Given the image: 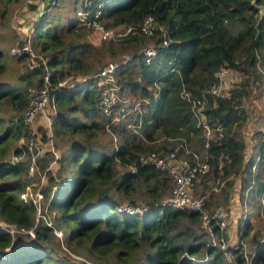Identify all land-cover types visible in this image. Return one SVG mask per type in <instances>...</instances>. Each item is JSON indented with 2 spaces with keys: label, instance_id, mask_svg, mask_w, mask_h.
I'll return each mask as SVG.
<instances>
[{
  "label": "trees",
  "instance_id": "obj_1",
  "mask_svg": "<svg viewBox=\"0 0 264 264\" xmlns=\"http://www.w3.org/2000/svg\"><path fill=\"white\" fill-rule=\"evenodd\" d=\"M14 1L0 0L3 6L0 18L5 19L7 5ZM56 1L61 2L52 0L49 5L62 6ZM84 2L89 16L100 5L99 19L107 28L123 30L127 25L137 26L148 14L154 17L156 26L150 36L134 32L102 39L100 31L72 20L63 27L62 34L61 14L40 11L38 1H26L30 11L40 12L42 22L35 23L31 46L45 62L42 58H33L36 62L28 60L15 82H0V102H9L14 110L7 119L0 116V218L17 228L32 230L38 243L12 246L10 231L0 228V250L11 248L4 258L0 257V264H72L55 258L54 251L41 244L56 227L62 229L67 248H82L94 258L111 254L115 264H225L226 249L231 251L236 264H243L246 258L242 244L222 249L208 242V235L227 236L217 225L200 231L198 211L173 209L161 203L164 197L156 204L150 203L148 213L138 219L140 212L120 209L122 205L137 203L132 198L122 201L115 195L130 196L138 181L159 190L164 179L170 191L171 179L162 169L154 164H140L138 160L141 152L150 150L147 141L152 143L162 138L172 142L170 147L164 150L154 143L152 149L167 153L176 147L183 151L187 146L206 160L208 170L197 174L196 184L208 174L219 181L256 164L257 170L249 181L242 183L240 192L249 188L252 206L259 209L263 199L264 210V131L258 132L259 142L253 145L256 159L253 155L248 161H244L245 140L237 132L246 117L241 106L246 96L243 84L228 87L223 97L204 92L206 120L220 122L224 127L223 136L211 142L207 151L203 149L198 118L185 96V93L191 98L200 96L222 67L243 74L244 85L258 79V69L264 70V10L259 12L258 7L264 9V0H74V11ZM92 36L102 42L99 47L110 58L119 59L115 75L120 92L131 103L147 99L141 112L133 110L116 120L98 108L100 90L97 78L92 76L113 60L100 65L89 61L91 50L99 44ZM147 43L156 49L150 62L145 61L143 54ZM16 57L22 61L29 56ZM0 59L1 73L4 69L1 50ZM77 75L85 79L79 81ZM66 78L68 81L58 86ZM45 82L49 93L47 107L53 109L51 142L59 153L55 158L58 167L55 173L48 168L54 159L52 150L45 149L37 155V171L46 168L48 182L34 189L43 199L42 205L38 202L41 209L48 208L53 213L47 215L48 219L46 210L43 217L37 216L32 197H21L33 181L28 167L37 149V140H32L21 113L28 103V87L42 86ZM105 127L118 135L117 142L99 140ZM63 137L66 147L59 144ZM196 137L199 143L194 148L192 140ZM20 138V144L6 157L9 143ZM129 164H135L137 170L133 172ZM226 183L230 187L233 181L227 178ZM246 235L239 234V240ZM259 239L254 235L252 241L257 243ZM142 241L147 243L148 252L143 262L136 263ZM258 247L251 256L252 264H264V242ZM203 253L208 257L207 262L192 259Z\"/></svg>",
  "mask_w": 264,
  "mask_h": 264
},
{
  "label": "rangeland",
  "instance_id": "obj_2",
  "mask_svg": "<svg viewBox=\"0 0 264 264\" xmlns=\"http://www.w3.org/2000/svg\"><path fill=\"white\" fill-rule=\"evenodd\" d=\"M26 1L28 0H16L14 2H11L7 5V16L5 15L4 18H0V50L2 53V59L4 61V69L3 72L0 73V82L8 81L10 83H13L16 81V78L19 73L23 71V68L27 67V62L28 60H31V58L27 57L24 58V60L19 61L16 56H12L9 54V50L12 46L15 44H21L23 40L26 39V36L28 35H33L36 34V26L35 23H41L42 19H39V17L36 16V11H30V9L26 5ZM35 1V0H34ZM74 0H61V2H57V4H62V6L56 7L55 5L50 6L49 4L52 3V0H38V7L40 8V11H44L46 9V12H49L50 14H61L62 19L60 22V32L62 34L65 33V30L63 27H65L70 21L75 20L74 19ZM33 2V1H32ZM28 3V2H27ZM56 4V3H55ZM78 6L80 5L79 3L77 4ZM259 12H263V7L259 6ZM3 12V6L0 5V13ZM35 14V15H34ZM35 16V17H34ZM38 18L37 21H35L34 18ZM4 19V20H2ZM49 27L48 25H45ZM46 29V28H45ZM93 34V33H92ZM92 39H95L97 42L96 38L92 36ZM95 41V42H96ZM102 43V42H101ZM99 42L96 43V47L94 46L95 49H92L91 51L93 55L90 56L89 61L92 62L94 65H100L103 64L104 61L106 60H113V61H118L117 56L115 59L110 58V54L107 52H103L101 50L102 47H99L101 44ZM148 44V43H147ZM151 45V44H148ZM38 53V51H35ZM105 53V54H103ZM47 55V54H45ZM38 59V57H35ZM117 59V60H116ZM1 60V59H0ZM32 61V60H31ZM33 62H36L35 59H33ZM102 62V63H101ZM259 68V67H258ZM257 68V69H258ZM263 68V67H261ZM259 73L257 74L258 79L257 80H251L247 83V85H244V81L246 77L239 73L236 72L235 70H230V73L228 75V78L230 80V84L228 87L230 88H237L239 83H242L245 91H246V96L242 98L241 100V106L243 107L245 111V119L243 120V123L237 128V132L243 136V139L245 140V160L248 161L251 156L254 155V160L256 159V149L253 147L254 143L259 142V137L261 133L258 132H263L264 131V70L262 72L261 69H258ZM24 72V71H23ZM68 81V78L64 79V83ZM241 85V84H240ZM242 86V85H241ZM27 96H28V91H27ZM29 100V96H28ZM28 104V103H27ZM27 107V105H26ZM26 107L23 109L21 113V118H23L24 110ZM12 105L7 102V101H1L0 102V116L7 119L11 114L14 113V110L12 109ZM203 110V109H202ZM53 109L46 107L44 112L41 113V118L43 122L42 123H37V120L32 124H25L24 126L28 128L29 134L32 140H40L44 146H47L48 137L49 133H52V120L49 123L48 118H51L50 114H52ZM23 121V120H22ZM31 127V128H30ZM134 131H137L136 129L138 128L133 127ZM136 133V132H134ZM45 134V139H43V135ZM66 139H68V136H64ZM59 142V144L63 147H66V140L64 139ZM80 137V136H79ZM26 138V137H22ZM118 135L109 128L105 129L100 132L99 140L102 142H106L107 140H112V142H117ZM20 139L18 140H12L8 145V151L5 154L6 157L11 155L13 148H15L18 144H20ZM47 140V141H46ZM199 139L196 137V140H192V147L196 148V145L199 143ZM152 142V141H151ZM157 143L159 146H163V149L166 150L168 147H170V144L172 143L171 141H166L159 139L155 142L149 143V141L146 142L148 149H152V144ZM50 146H53L50 144ZM46 149V147L44 148ZM51 150V149H50ZM160 151V150H159ZM162 153V152H161ZM166 152H163L165 154ZM55 158V157H54ZM258 159V157H257ZM52 164V171L55 173L56 168L58 167V163H56L54 160L51 162ZM37 161L34 164L33 169H29L28 167V173L31 175L33 178V181L29 184L28 187H26L25 191H27V197H32L35 202H37V209L39 207V203L36 200L37 198V193L39 192V185L45 186L48 182L47 178L48 175L46 173V168L44 171H40L37 167ZM244 171H240L237 175L235 176H229V177H222L219 181H215L214 177L212 174H208L206 176L205 180H202L200 183H197L193 186V193L196 196H201L204 193H207L206 198H205V208L207 211H212L216 206H224L227 210V217L225 219V227L223 228L226 233V238H224L223 235H220L222 237V240L220 237L218 238L215 234L214 235H208V242L210 244H215L219 246L220 248L224 249L223 247H237L242 244L243 248V254L245 255V260L243 264H252L251 262V256L253 257L254 253L259 249V245L264 242V210L261 208L263 206V199L261 200V206L259 209L256 207H253L251 202H250V190L247 188L245 191L240 192V187L242 183L249 181L256 168V164L251 166L250 168H244ZM165 174L168 175L166 170H162ZM227 178L229 180L231 179L233 181L232 185L229 187L226 183ZM170 179V177H169ZM170 183V181H169ZM166 181L165 179L161 182L160 189H153L149 184L143 183L141 181H138L135 183V189L133 193L130 196L118 194L115 195L116 197H120V199L129 201L131 198L134 200L133 203H137L136 205L138 206H149L150 203L153 202V204H156L159 200L162 198L166 197L169 193V187H166ZM34 187H36L34 189ZM230 193V195H229ZM40 194V193H39ZM99 194V193H97ZM97 194L95 195V198H97ZM243 195V196H242ZM233 197L236 198L238 197L239 200L241 201V204L238 203V209H237V214H234V211L232 210L233 206H229V199ZM43 198V197H42ZM236 200V199H235ZM40 201L41 205L43 202V199H41V194H40ZM131 204V203H129ZM40 205V206H41ZM135 205V204H133ZM236 205V204H235ZM46 207V206H44ZM150 208L146 211V213H141L138 214L137 218L141 219L145 214L148 213ZM235 209V207L233 208ZM41 210V209H40ZM46 210V217L48 219L49 214L52 216V212H48V208L42 209V211ZM45 211V212H46ZM240 213V215H239ZM36 214L38 217L41 216V213L36 210ZM234 214V216H233ZM35 215V214H34ZM48 215V216H47ZM239 215V216H238ZM238 216V217H237ZM248 221V223H247ZM241 225V229H239V225ZM6 224H4V220L0 218V228L2 230H6ZM181 229V227H178ZM16 229V230H14ZM11 233L12 235V246H15L18 243H22L23 245H31V244H37L38 240L35 239V235H30L29 233H26V229L22 230L21 228H17L16 226L14 227ZM57 230H50L48 232V236L45 240L41 241V244L45 245L48 247V249L54 251V257L55 258H62L61 260H68V263L72 264H84L86 261H90V264H115V259H113V256L111 254L107 255L104 258H98V257H89L85 250L82 248H78L75 250L69 249L65 246L64 241H63V235L59 234L61 233L60 230H62L60 227H56ZM206 229L205 226L202 224L199 225V230L203 231ZM176 230V229H175ZM174 230V231H175ZM207 230V229H206ZM248 230V231H247ZM245 231H247L245 233ZM247 234L242 241L239 240V234ZM258 236L260 239L257 241V243H253L252 239L253 236ZM223 242V243H222ZM40 243V242H39ZM11 246V247H12ZM11 248H3L0 250V257L4 258V254L9 252ZM226 251H229L226 249ZM148 252V247L147 243L145 241H142L141 247H140V252H139V262L136 263H141L143 262V258L145 254ZM231 253V251H229ZM225 254V253H224ZM228 255H231V258L228 259ZM78 256L79 259L76 257ZM192 259L196 262H207L208 257L205 253L202 255H199L197 257H192ZM4 260V259H3ZM63 262H58V264H61ZM225 264H236L233 260L232 253L229 254L227 253V256L225 255Z\"/></svg>",
  "mask_w": 264,
  "mask_h": 264
},
{
  "label": "built area",
  "instance_id": "obj_3",
  "mask_svg": "<svg viewBox=\"0 0 264 264\" xmlns=\"http://www.w3.org/2000/svg\"><path fill=\"white\" fill-rule=\"evenodd\" d=\"M83 6H79L74 11V19L78 24H83L86 27H91L95 30L100 31L102 39L107 38H120L121 36H126L130 33H143L147 36L152 35L154 28L156 26L155 19L152 15L148 14L144 17L142 22L137 26L127 25L123 30H114L113 28H107L104 26L103 22L99 19L102 11L100 5L95 9L92 16H89L85 6L87 4L82 3ZM161 29V27H160ZM166 44V40H163ZM10 54L13 56H20L27 54L31 59L38 57L42 58L37 54L30 43V38H27L21 44H15L9 50ZM156 49L152 45H146L143 48V54L146 62H150L152 57L155 55ZM43 62L45 60L42 58ZM118 61H110L107 64L100 67L94 74L96 77V83L99 86V95L97 100V106L101 110L102 114L107 116H113V119L119 120L124 114H127L133 110L142 111L144 103L147 99H138L131 103L128 98L120 92L119 85L117 82V76L115 75V70ZM230 73L229 68L222 67L216 73L215 80L206 88L203 89L201 95L198 97H190L189 93H185V96L191 101V108L198 118V126L202 130L203 138V149L204 151L209 148L211 142L219 140L224 134V127L220 122H208L204 111L202 110L205 102L206 95L208 92L217 97H223L227 93ZM48 71L45 74V80L47 81ZM64 80L58 82V86L63 85ZM28 104L23 114V122L25 124L32 125L36 118L44 112L48 103V86L45 82L42 86H30L28 87ZM205 92V93H204ZM49 123L51 118H48ZM139 123L137 124V127ZM108 127V124H107ZM31 146V145H29ZM36 151L32 154L29 169H33L35 164V159L37 155H41L45 146L40 140H37ZM55 157L58 156V152L54 151L51 147ZM138 160L140 164H154L157 168L166 170L172 186L168 195L161 201L162 204H166L173 209L198 211L200 213L202 225L206 229L210 230L212 225H217L220 229L225 227V219L227 217V210L223 206H216L212 211H207L205 208V198L207 193L201 196H196L193 193V186L196 184V177L199 172H204L208 170V163L204 158L200 157V154L196 151H190L186 146L183 151H179L178 147L173 150L168 151L163 154L157 152L154 149L145 150L138 155ZM130 169L135 172L137 167L135 164H129ZM27 191L21 194V197L26 198ZM36 200L39 202L40 194L37 193ZM35 202V201H34ZM37 205V202H35ZM40 207V206H39ZM41 209V207H40ZM37 209L41 213L40 217L44 216V211L42 209ZM121 210L128 212H140L145 213L148 210V206H131L129 204L122 205ZM6 224V229L11 233L15 227L14 224ZM16 230V229H14ZM23 230V229H22ZM30 235H34L33 231L26 230ZM60 234V233H59ZM222 240V237H220ZM223 241V240H222ZM223 243V242H222ZM225 249V247H223ZM225 255L227 253L231 254L229 251H224ZM231 255H228V259ZM90 261H86L84 264H90Z\"/></svg>",
  "mask_w": 264,
  "mask_h": 264
},
{
  "label": "crops",
  "instance_id": "obj_4",
  "mask_svg": "<svg viewBox=\"0 0 264 264\" xmlns=\"http://www.w3.org/2000/svg\"><path fill=\"white\" fill-rule=\"evenodd\" d=\"M36 1H38V0H36ZM35 15V14H34ZM35 17V16H34ZM37 18V17H36ZM36 18H34L35 20H36ZM61 22V21H60ZM74 74H76V72L74 73ZM77 76H79V75H77ZM80 78H78V80L79 81H82V79L84 80L85 79V77L84 76H79ZM39 117V116H38ZM37 117V118H38ZM37 118H36V120H37ZM40 118H41V116L39 117V119L37 120V123L36 124H38V123H42L43 122V120L41 119L40 120ZM35 120V121H36ZM49 136L48 137H50L49 138V141H48V143H47V146H45L46 147V149H51V147L53 148V146H50V144H52V142H51V136H52V133L50 132L49 134H48ZM45 150V149H44ZM54 151H56V150H54ZM56 152H58V151H56ZM58 155H59V153H58ZM54 157H55V155H54ZM56 158V157H55ZM55 158L53 159L56 163H57V161L55 160ZM53 160L52 161H50V163H49V165H48V168L49 169H51L52 170V164H51V162H53ZM229 195H230V193H229ZM236 199V200H235ZM229 206L231 207V206H233V208L235 207V209H233L232 208V210L234 211V214L236 213L237 214V207H238V203H240L241 204V201L239 200V198L238 197H236V198H233V197H231L230 199H229ZM236 204V205H235ZM234 214H233V216H234ZM239 215H240V213H239ZM238 215V216H239ZM237 216V217H238Z\"/></svg>",
  "mask_w": 264,
  "mask_h": 264
},
{
  "label": "clouds",
  "instance_id": "obj_5",
  "mask_svg": "<svg viewBox=\"0 0 264 264\" xmlns=\"http://www.w3.org/2000/svg\"><path fill=\"white\" fill-rule=\"evenodd\" d=\"M39 13H40V12L35 13L37 17H39ZM37 19H38V18H36V20H37ZM36 20H35V21H36ZM28 37L30 38V43H31V38H32L31 35H28ZM26 38H27V36H26ZM23 41H24V40H23ZM9 54H10V52H9ZM10 55H11V54H10ZM12 56H13V55H12ZM92 77H93V76H92ZM57 157H58V156H57ZM57 157H56V158H57ZM55 160H56V159H55ZM26 197H27V196H26ZM25 199H26V198H25ZM60 235H61V233H60Z\"/></svg>",
  "mask_w": 264,
  "mask_h": 264
}]
</instances>
